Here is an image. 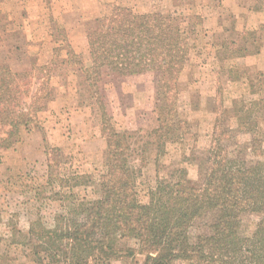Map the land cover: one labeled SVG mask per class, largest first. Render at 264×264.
Wrapping results in <instances>:
<instances>
[{"label":"rangeland","instance_id":"1","mask_svg":"<svg viewBox=\"0 0 264 264\" xmlns=\"http://www.w3.org/2000/svg\"><path fill=\"white\" fill-rule=\"evenodd\" d=\"M116 6L170 15L191 38L178 85L186 127L166 142L155 133V74L105 73L100 83V101L130 137L142 204L161 180L202 186L219 117L236 135L230 147L238 143L244 150L252 140H264V0H0V64L32 74L29 96L42 83L48 87L37 122L0 149V264H38L29 245L32 223L50 228L73 205L101 197L108 159L102 111L83 72L67 64L64 40L89 65L88 34ZM241 117L255 121L250 133L236 132ZM47 148H61L62 176L72 191L48 184ZM259 219L246 217L242 233L252 234ZM111 264H144V258Z\"/></svg>","mask_w":264,"mask_h":264},{"label":"trees","instance_id":"2","mask_svg":"<svg viewBox=\"0 0 264 264\" xmlns=\"http://www.w3.org/2000/svg\"><path fill=\"white\" fill-rule=\"evenodd\" d=\"M65 39L67 64L83 72L101 108L108 159L100 176L98 200L73 205L50 228L41 220L32 223L29 245L37 263L111 264L143 257L144 264H264V140H252L244 150L238 143L230 147L236 135L219 117L202 186L161 180L150 191L149 202L142 204L138 173L130 163V137L117 129L100 101L105 73L121 77L153 73L157 78L156 135L166 142L183 131L186 124L179 118L178 85L191 52L189 30L161 12L138 14L116 6L88 34L89 65ZM29 78L31 73L0 64V149L11 147L22 129L37 122L48 96L46 83L29 96ZM254 126V120L241 117L236 132L250 133ZM46 157L48 184L69 187L62 176L61 148H47ZM249 216L260 219L247 236L242 226ZM195 230L199 231L196 236Z\"/></svg>","mask_w":264,"mask_h":264}]
</instances>
